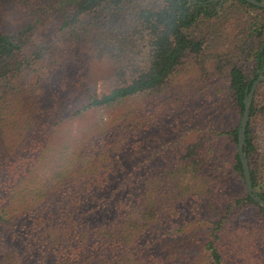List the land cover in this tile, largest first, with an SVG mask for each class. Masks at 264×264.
I'll return each mask as SVG.
<instances>
[{"label":"trees","instance_id":"obj_1","mask_svg":"<svg viewBox=\"0 0 264 264\" xmlns=\"http://www.w3.org/2000/svg\"><path fill=\"white\" fill-rule=\"evenodd\" d=\"M6 1L34 17L11 31L0 25V264H264V208L247 192L237 152L245 88L264 64V7ZM226 8L245 14L244 25H222ZM91 60L108 65L99 91ZM43 62L47 76L27 87ZM196 66L209 82L198 100L199 91L173 86ZM260 92L244 150L264 198ZM199 114L230 121L199 126ZM187 117L183 146H148L153 131Z\"/></svg>","mask_w":264,"mask_h":264},{"label":"rangeland","instance_id":"obj_2","mask_svg":"<svg viewBox=\"0 0 264 264\" xmlns=\"http://www.w3.org/2000/svg\"><path fill=\"white\" fill-rule=\"evenodd\" d=\"M30 6L28 5H23L20 2H8L6 0L0 2V25L4 30L11 31L14 29H17L21 23H25L29 21L31 18L34 17L32 14V11H30ZM227 14L222 18V25H225L226 23H229L231 21H234V23L231 24V28L233 27H241L245 23V14L243 13H238L235 14L232 10V8H226L225 9ZM227 16H230L228 18ZM227 17V18H225ZM40 31L46 34H48L52 31L53 27L44 26L40 25L39 27ZM235 29L231 30L230 36L232 37L231 34H234L233 32ZM47 34V35H48ZM42 38L39 37L38 40ZM37 39V38H36ZM91 67L94 65L95 69L98 73H96V80L95 84L91 85L93 88H96L97 91H99L102 87V79L104 76V72L106 69H108V65L105 62L97 61V60H91ZM44 66H43V65ZM47 65L43 62L40 64L36 65V69L30 71L25 77H24V83L27 85V87L31 89H35L39 86V83L37 81L38 76H47ZM194 68V69H193ZM189 72L184 74L183 78L179 80V82L175 83L173 86L177 90H183V89H193V93L195 96L197 95V92L199 91L200 93L196 96V99L198 100L201 96H199L201 93L204 91V87H202L203 84L209 83L206 81V75L201 73L200 67H192L191 69H188ZM40 74V75H39ZM264 80V79H263ZM215 84V82H212V85ZM39 89V88H38ZM258 89L261 94V97L264 99V83L259 84L257 83L254 92ZM253 92V94H254ZM184 94H182V91L179 95L181 98ZM193 97V96H192ZM204 97V96H202ZM191 112V111H190ZM193 112H191L192 114ZM188 118L184 119L183 122H178L176 124L174 129H171L170 131L162 134L158 130L153 131L147 138H146V143H149L148 146L152 147H157L160 145L162 142L166 140H174L175 143V149L180 148L183 146L187 141L192 137V133H189L188 129L190 127L188 123ZM192 120L196 122L197 125L199 126H205V124H212L215 127L218 128H224L225 126L228 125L230 119L226 116H210V117H204L203 115H198L197 117L193 116ZM191 122V121H190ZM254 130L256 133V138H257V147L259 152L264 151V116L260 115L257 117L255 125H254ZM176 140V141H175ZM148 146H145L143 149L144 152L148 150ZM163 239L169 241L172 245H174V240L172 238H167V236L163 237Z\"/></svg>","mask_w":264,"mask_h":264},{"label":"water","instance_id":"obj_3","mask_svg":"<svg viewBox=\"0 0 264 264\" xmlns=\"http://www.w3.org/2000/svg\"><path fill=\"white\" fill-rule=\"evenodd\" d=\"M199 1H212V0H199ZM246 1L253 3L255 5H258V6L264 7V0H246ZM263 72H264V64H263V67L260 69V74H258L255 78L252 79V83L249 89H247V87L245 88V93L243 97V110H242V114L239 119V125L237 129V152H238V155L241 161L247 192L255 201L259 203L260 206L264 208V198H262L257 193V191L252 185L248 160H247L246 153L244 150L245 128H246L247 120L249 118V112H250L253 92H254V89L257 83L264 79Z\"/></svg>","mask_w":264,"mask_h":264}]
</instances>
